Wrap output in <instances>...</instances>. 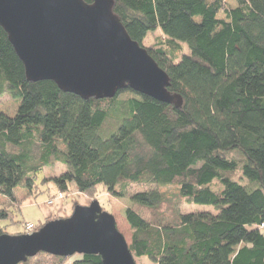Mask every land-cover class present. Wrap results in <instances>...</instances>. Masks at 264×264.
I'll list each match as a JSON object with an SVG mask.
<instances>
[{
	"label": "trees",
	"instance_id": "1",
	"mask_svg": "<svg viewBox=\"0 0 264 264\" xmlns=\"http://www.w3.org/2000/svg\"><path fill=\"white\" fill-rule=\"evenodd\" d=\"M237 1L231 8L226 0H113L127 33L169 76L179 107L128 87L111 98L82 99L53 81H29L0 26V96L19 101L15 115L0 112V223L20 208L15 188L33 194L36 173L59 162L65 170L44 179L58 198L73 191L94 197L99 185L129 198L124 214L134 257L264 264V0ZM157 31L164 39L145 45ZM182 43L188 53L179 58ZM129 183L175 189L170 196L160 188L128 193ZM181 199L212 210L182 212ZM55 218L61 216L30 232ZM68 260L101 264L95 254L44 252L19 264Z\"/></svg>",
	"mask_w": 264,
	"mask_h": 264
},
{
	"label": "water",
	"instance_id": "2",
	"mask_svg": "<svg viewBox=\"0 0 264 264\" xmlns=\"http://www.w3.org/2000/svg\"><path fill=\"white\" fill-rule=\"evenodd\" d=\"M113 0H0V26L29 81H53L82 99L111 98L130 88L181 106L169 76L133 40L112 10ZM44 252L54 256L95 254L101 264H136L112 214L93 199L67 217L21 234H0V264H19Z\"/></svg>",
	"mask_w": 264,
	"mask_h": 264
},
{
	"label": "rangeland",
	"instance_id": "3",
	"mask_svg": "<svg viewBox=\"0 0 264 264\" xmlns=\"http://www.w3.org/2000/svg\"><path fill=\"white\" fill-rule=\"evenodd\" d=\"M226 4L233 8L238 5L237 0H226ZM219 18H223V14H219ZM164 37L162 34L157 31L152 34H149L145 40V45H154L159 40H163ZM182 50L178 53L180 58L182 53H188V47L186 44L182 43ZM176 53V54H177ZM124 96V95H123ZM19 101L4 94L0 96V112L8 116L15 115L18 108ZM229 156L236 159H241V154L238 151H230ZM65 170V166L59 162L54 163L51 166H44L40 171L36 173V187L33 189V194H29L28 191L22 187L16 188V196L19 198L20 208H13V220L1 221V225L5 227V231L8 234H21L27 233L25 229L26 223H31L35 226L39 225L47 216L55 215L61 217H67L71 214L74 203L80 205H88L93 199H97L103 210L112 214L115 218L116 225L118 230L123 234L126 241L130 243L131 240V228L125 219V210L128 208L131 203L128 197L119 198L111 196L102 185H99L96 195L94 197H88L85 194H79L76 192H69L65 194L64 198H58V191L52 182L44 181V179L57 176ZM232 177H240V171L236 170ZM247 180V179H245ZM240 182H243L240 180ZM149 188H160L165 195L170 196L171 193H174V186H157L155 184H138V183H129L127 186V192L133 193ZM6 199L0 196V203L5 202ZM52 201V203H50ZM179 209L182 212L197 210H212L207 208V205H198V204H188L185 200L180 201ZM77 255H73L75 257ZM136 264H153L145 256L134 257ZM65 264H70V261H66Z\"/></svg>",
	"mask_w": 264,
	"mask_h": 264
},
{
	"label": "built area",
	"instance_id": "4",
	"mask_svg": "<svg viewBox=\"0 0 264 264\" xmlns=\"http://www.w3.org/2000/svg\"><path fill=\"white\" fill-rule=\"evenodd\" d=\"M58 196L61 197L62 195L59 194ZM50 202H51V201H50ZM261 226L264 227V223H263ZM32 228H33V225H32L31 223H26V225H25V229H26L27 233H29L30 230H32ZM31 232H32V231H31ZM70 264H71V262H70Z\"/></svg>",
	"mask_w": 264,
	"mask_h": 264
},
{
	"label": "crops",
	"instance_id": "5",
	"mask_svg": "<svg viewBox=\"0 0 264 264\" xmlns=\"http://www.w3.org/2000/svg\"><path fill=\"white\" fill-rule=\"evenodd\" d=\"M16 188H17V187H16ZM16 188H15V190H14V194H15L16 199L19 200V198L16 196ZM47 217H49V216H47ZM47 217H46V218H47Z\"/></svg>",
	"mask_w": 264,
	"mask_h": 264
}]
</instances>
